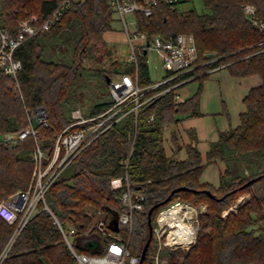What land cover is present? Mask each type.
Instances as JSON below:
<instances>
[{
	"label": "trees",
	"instance_id": "1",
	"mask_svg": "<svg viewBox=\"0 0 264 264\" xmlns=\"http://www.w3.org/2000/svg\"><path fill=\"white\" fill-rule=\"evenodd\" d=\"M59 1L0 0V27L14 33L24 18L37 15L42 21ZM202 1L205 12L194 8L179 11L159 3L149 16L135 14L137 30L149 37L193 34L199 58L204 60L193 70L148 90L142 98L200 72L191 79L198 83L193 94L177 101L180 85L171 88L141 107L137 115L132 111L122 115L91 141L66 166V176L60 175L46 191L51 212L40 204V211L16 238L2 264H74L53 216L62 226L75 228L72 243L77 251L101 253V236L94 229L84 234L93 220L84 209H100L109 223L123 208L120 190L111 188L110 179L124 174L130 186L145 195L144 209L134 213L131 229L123 232L133 254H141L148 238L149 208L164 201L174 189L185 187L151 214L153 225L158 211L168 204L187 201L194 206L207 205L198 215L194 244L183 255L166 249V264H264V229L258 227L255 232L249 228L255 220L264 219V30H259L243 11V5L251 3L264 20V0ZM113 17L114 9L108 0H75L49 31L27 39L15 49L14 56L22 62L17 76L19 89L0 70V136L23 131L28 116L39 105L46 107L49 122V126H36V140L27 135L8 144L0 138V201L28 186L36 145L51 154L57 133L74 121L72 109L92 99L85 116L100 114L113 103L107 78L122 73L134 75V63L127 61L113 60L107 67L102 66L104 58L112 54L104 34L111 30ZM67 54L70 60L64 59ZM88 59L99 66L84 67L82 62ZM136 62L139 84L147 87L155 83L149 76L144 49L136 52ZM219 66L236 77L259 74L261 83L243 98L245 109L240 113L239 124L221 132L210 143L206 162L225 163L219 186L214 188L200 181L205 163L197 147L192 143L180 145L172 134V153L168 155L163 131L170 124L199 114L202 82L211 69ZM182 149L185 158L179 159ZM255 177L258 178L251 185L242 187ZM242 192H249L248 199L236 212L222 216L230 200ZM12 227L0 217V251ZM152 250L151 240L142 264H146Z\"/></svg>",
	"mask_w": 264,
	"mask_h": 264
},
{
	"label": "built area",
	"instance_id": "2",
	"mask_svg": "<svg viewBox=\"0 0 264 264\" xmlns=\"http://www.w3.org/2000/svg\"><path fill=\"white\" fill-rule=\"evenodd\" d=\"M73 1L75 0H60L42 21H39L37 15L22 19L14 33L0 27V70L10 77L11 84L15 89H19L17 76L22 67L21 60L14 56L15 49L27 39L49 31L64 16ZM181 1L187 0H108L125 32L130 49L126 61L134 63L135 73L134 75L122 73L117 78L110 79L108 90L113 103L100 114L85 116L81 108L72 109L71 117L74 121L57 133L51 154H46L36 145L33 151L34 166L28 186L14 191L6 199L0 201V217L13 226L0 251V264L8 256L14 241L27 223L40 211V204L42 209L51 212L45 200L46 191L66 166L91 141L122 115L130 111L137 115L141 107L153 102L165 91L192 78L182 79L180 82L168 86L158 93L157 97L151 95L142 98L143 94L153 87L170 82L199 65V55L193 34L180 32L170 36L157 34L149 37L137 30L135 17L137 12L149 16L152 8L159 3H165L173 9ZM243 11L259 30H264V20L258 17L253 4H244ZM128 14H133V19L130 21L125 18ZM129 23L135 25L134 30L131 31L128 28ZM137 39L145 41L146 45H134L133 40ZM150 42L152 48L159 55L166 74L161 81L143 87L138 81L136 52H141L144 49L147 53L146 47ZM176 98H179L178 94ZM27 120L28 125L23 131L6 132L0 136L1 140L11 144L24 139L27 135H33L36 138V126H49L46 107L44 105L37 106L35 113L28 116ZM94 120L96 122L85 125ZM75 125L85 126L69 129ZM110 186L112 189L120 190V202L123 207L117 212V231L109 227L108 219L100 209L85 210V213L93 220L84 234H88L94 229L101 236L103 239L101 253L87 254L77 251L70 240V236L73 237L75 234V228L71 226L70 231L66 232L65 226H62L53 216L54 223L60 231L62 241L69 250L74 264H141L140 255L131 252L129 241L123 232L131 229L134 213L144 209L145 195L141 189L130 186L127 174L112 177ZM204 208V204L194 206L187 201H178L168 204L158 211L152 225L151 240L155 250L152 264H162L163 259L160 256L164 248L188 249L195 242L198 233V214L203 212Z\"/></svg>",
	"mask_w": 264,
	"mask_h": 264
},
{
	"label": "crops",
	"instance_id": "3",
	"mask_svg": "<svg viewBox=\"0 0 264 264\" xmlns=\"http://www.w3.org/2000/svg\"><path fill=\"white\" fill-rule=\"evenodd\" d=\"M260 83L259 74L236 77L232 76L224 66L211 69L202 82L198 105L199 114L165 127L163 139L166 153L168 155L172 153L170 141L172 134L178 137L180 145L194 144L201 154L202 162L205 163L200 181L217 188L225 164L220 160L206 162V153L210 143L216 141L221 132L239 124L240 113L245 109L243 98L252 87ZM184 98L179 96L178 99L183 100ZM178 158H185L183 149L180 150Z\"/></svg>",
	"mask_w": 264,
	"mask_h": 264
},
{
	"label": "rangeland",
	"instance_id": "4",
	"mask_svg": "<svg viewBox=\"0 0 264 264\" xmlns=\"http://www.w3.org/2000/svg\"><path fill=\"white\" fill-rule=\"evenodd\" d=\"M176 8L179 11H186V10L191 9V8H194L198 12H205L206 11L205 7L203 6V1L202 0L181 1V2H178L176 4ZM125 18H126L127 21H130L131 19H133V14H128V15H126ZM128 28L132 31V30L135 29V25L129 23ZM105 41H106L107 45L110 47V49L112 51V54H111L110 57H105L104 58L103 63H102L103 67H107L111 63V61H113V60L126 61L127 57L129 56V52H130L129 44H128L125 32L122 30V25L119 22V20L117 19L115 14H114V17H113V21L111 22V30L105 33ZM133 44L134 45H140V44L146 45L145 41H141L140 39L133 40ZM146 49H147L146 58H147V66H148V70H149V76H150L151 80L154 81L155 83L159 82V81H161L164 78V76L166 74V71L162 67V62L160 60L159 55L152 48V43L151 42H150L149 46L146 47ZM64 59L65 60H70V54H67L64 57ZM203 61H204L203 59H200V58L198 59L199 64L201 62H203ZM82 64H83L84 67H94L95 68V67L99 66L98 64H95L92 60H89V59L88 60H84L82 62ZM199 73L200 72H197L195 76H197ZM195 76H193V77H195ZM112 77L113 78H117V76H113V75H112ZM191 79H189V81L183 82L177 88L176 91H177V93L179 94L180 97L184 98V97L190 96L195 91L198 83L195 80L191 81ZM92 86H93V84H92ZM152 95H156V97H157L159 94L155 93V94H152ZM105 98H107V95H106ZM176 99H177V101H180L178 98H176ZM92 102H93V100L90 99V100L84 102L83 105H81V106L79 105L78 107L81 108L82 111L84 112L85 109H87V107H90L93 104ZM34 139L36 140L37 137L36 138L34 137ZM242 167H240V168H242ZM67 172H68L67 170H63V173H61V176L62 177L66 176ZM245 174L247 175L248 172L245 171ZM214 193L216 195H218V196L221 195V192H214ZM248 197H249V192H242V193L238 194L236 197H234L232 200H230L228 205L222 211V216L226 215L230 211L236 212L238 207L240 205H242V203H244V201H246L248 199ZM204 207L205 208H204L203 212L206 210L207 205L204 204ZM88 209H89V207H85L84 211L88 210ZM198 225H199V219H198ZM258 227H262L264 229V219L255 220L254 221V225H252L249 228L254 229L255 232H258ZM70 229H71V226H65V231L66 232H69ZM73 239H74V236L73 237L70 236V240L72 242H73ZM190 247L188 249L164 248L161 251V256H160V258L163 259L162 264H166V262H167L166 257L164 256V251L166 249L178 250L183 255L185 252H187L190 249ZM154 252H155V250H154V247H153V250H152L151 254H149L148 257H146L147 258L146 259V264H152L153 263L152 262V258H153Z\"/></svg>",
	"mask_w": 264,
	"mask_h": 264
},
{
	"label": "water",
	"instance_id": "5",
	"mask_svg": "<svg viewBox=\"0 0 264 264\" xmlns=\"http://www.w3.org/2000/svg\"><path fill=\"white\" fill-rule=\"evenodd\" d=\"M144 54H146V51H144ZM110 82V78H107V83ZM258 177H255V178H252L250 180H248L242 187H245V186H248V185H251ZM182 189H186L185 187H178L176 189H174L171 194L162 202L160 203H157V204H154L153 206H151L149 208V210L147 211V223H148V238L143 246V249H142V252L140 254V263L142 264L145 256H146V252H147V249H148V246H149V243L151 241V238H152V223H151V214L153 212L154 209H156L157 207H159L160 205L162 204H165L169 201L171 195L178 191V190H182ZM210 196H212V194L209 192V191H206ZM109 227L111 229H113L114 231H117L118 230V227H117V214L115 216H113V218L110 220L109 222Z\"/></svg>",
	"mask_w": 264,
	"mask_h": 264
}]
</instances>
